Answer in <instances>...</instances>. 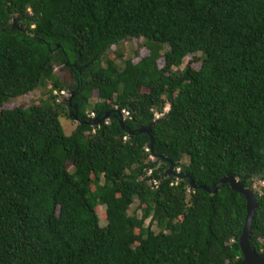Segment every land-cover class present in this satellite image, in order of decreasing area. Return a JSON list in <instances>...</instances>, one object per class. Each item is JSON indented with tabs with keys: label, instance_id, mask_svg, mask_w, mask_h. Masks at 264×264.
<instances>
[{
	"label": "trees",
	"instance_id": "obj_1",
	"mask_svg": "<svg viewBox=\"0 0 264 264\" xmlns=\"http://www.w3.org/2000/svg\"><path fill=\"white\" fill-rule=\"evenodd\" d=\"M0 108V264H242L245 197L170 166L253 191L264 253V0H0Z\"/></svg>",
	"mask_w": 264,
	"mask_h": 264
},
{
	"label": "water",
	"instance_id": "obj_2",
	"mask_svg": "<svg viewBox=\"0 0 264 264\" xmlns=\"http://www.w3.org/2000/svg\"><path fill=\"white\" fill-rule=\"evenodd\" d=\"M13 23L16 24V19L13 21ZM76 110H77V114H72V116L75 117V119L78 121L79 119L78 118V107H76ZM118 114L121 117L122 125L124 126L125 118L121 111H118ZM107 119H108V115L103 120L97 119L96 122L97 124H101L102 121H105ZM136 133L148 135V137L150 138L151 150L153 151L154 146H155V138L152 134L153 133L152 127L150 126L147 128L139 129L137 131L130 132L131 135H135ZM167 175L173 176L177 180L188 179L190 182V187L192 189L199 188L209 194H216L219 188L225 185H230L233 191L243 195L247 202V217H246L245 226L243 228V232H242V235L239 241L240 249L244 257L242 264H264V253H258L251 246V235H252L253 222L256 216V212L259 208L257 195L253 191L247 189L237 178L231 177V176L223 177L216 185H214L213 188H208V187H203V186L197 187L192 176H189V175L183 176L180 173H176L172 166H170Z\"/></svg>",
	"mask_w": 264,
	"mask_h": 264
},
{
	"label": "rangeland",
	"instance_id": "obj_3",
	"mask_svg": "<svg viewBox=\"0 0 264 264\" xmlns=\"http://www.w3.org/2000/svg\"><path fill=\"white\" fill-rule=\"evenodd\" d=\"M118 48H120L124 54V57L128 60L130 59H136L137 61L139 60L138 57L142 58L147 55L146 51V46H145V41L143 39H130L126 41L125 43L121 44L120 46L116 47L114 46L111 51H116ZM138 52L137 58H136V53ZM190 59L188 58L182 67L184 69L186 65L188 64V61ZM55 73L61 77L63 80L69 81V83L72 82V77L69 74L68 71L64 70L60 66L56 67ZM50 90V88H49ZM67 95L61 96L63 100H68L70 98V93L69 91H65ZM49 98V95L47 94L46 90L40 89L28 96H23L19 99L14 100L11 104L7 105L4 107V109H16L20 106L24 105H40L42 100H46ZM93 104L98 102V95L95 94L93 98ZM2 108H0V113L2 112ZM92 113L89 114L91 117ZM62 126L65 130V133L69 136L72 133L76 131L78 128V122L74 120H68V119H61ZM70 170L72 167L69 168ZM262 187H264V182L261 181H256L255 184V190L258 192H261ZM137 208V206H134V210ZM100 217L102 221V226L105 227L107 225L106 217H105V210L104 208H100ZM150 223V221L148 222Z\"/></svg>",
	"mask_w": 264,
	"mask_h": 264
},
{
	"label": "built area",
	"instance_id": "obj_4",
	"mask_svg": "<svg viewBox=\"0 0 264 264\" xmlns=\"http://www.w3.org/2000/svg\"><path fill=\"white\" fill-rule=\"evenodd\" d=\"M55 94L57 95L58 93H55ZM59 95L64 96V95H65V92H62V93H60ZM122 114H123L125 120H126V119H131V115H130V113H129L128 111H123ZM161 116H162V115H159V114L156 115V117H157L158 119L161 118ZM90 118H95V114H92ZM178 173H180V170H178ZM151 184H152L154 187H158V186H159V182H158V181H155V180H154Z\"/></svg>",
	"mask_w": 264,
	"mask_h": 264
},
{
	"label": "clouds",
	"instance_id": "obj_5",
	"mask_svg": "<svg viewBox=\"0 0 264 264\" xmlns=\"http://www.w3.org/2000/svg\"><path fill=\"white\" fill-rule=\"evenodd\" d=\"M170 105L167 107L166 111L168 112ZM158 119V118H157Z\"/></svg>",
	"mask_w": 264,
	"mask_h": 264
},
{
	"label": "flooded vegetation",
	"instance_id": "obj_6",
	"mask_svg": "<svg viewBox=\"0 0 264 264\" xmlns=\"http://www.w3.org/2000/svg\"><path fill=\"white\" fill-rule=\"evenodd\" d=\"M65 95H67V93H65Z\"/></svg>",
	"mask_w": 264,
	"mask_h": 264
}]
</instances>
